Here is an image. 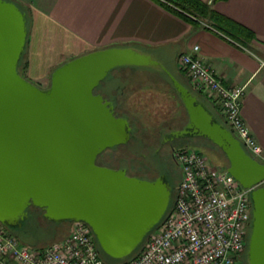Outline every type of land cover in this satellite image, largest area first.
Returning a JSON list of instances; mask_svg holds the SVG:
<instances>
[{
    "label": "water",
    "instance_id": "water-1",
    "mask_svg": "<svg viewBox=\"0 0 264 264\" xmlns=\"http://www.w3.org/2000/svg\"><path fill=\"white\" fill-rule=\"evenodd\" d=\"M27 15L0 0V224L23 230L29 209L55 224H87L99 253L131 257L169 213L173 188L165 175L130 177L97 164L107 150L127 145L132 128L114 101L95 94L122 67L164 70L187 112L174 136L202 138L228 160L227 171L251 190L248 264H264V164L253 158L186 86L152 55L133 48L94 51L58 67L49 87L23 78L18 67L28 39Z\"/></svg>",
    "mask_w": 264,
    "mask_h": 264
},
{
    "label": "crops",
    "instance_id": "crops-1",
    "mask_svg": "<svg viewBox=\"0 0 264 264\" xmlns=\"http://www.w3.org/2000/svg\"><path fill=\"white\" fill-rule=\"evenodd\" d=\"M28 14L27 77L49 87L65 63L108 48H133L180 70L179 57L195 46L203 63L226 87H245L242 116L263 154L264 164V0H200L252 36L229 37L207 20L195 23L163 5V0H7ZM238 37V38H239ZM153 51L151 54L149 51ZM204 103L226 123L217 101Z\"/></svg>",
    "mask_w": 264,
    "mask_h": 264
},
{
    "label": "built area",
    "instance_id": "built-area-1",
    "mask_svg": "<svg viewBox=\"0 0 264 264\" xmlns=\"http://www.w3.org/2000/svg\"><path fill=\"white\" fill-rule=\"evenodd\" d=\"M200 49L179 57L191 89L217 101L226 124L256 160L262 147L242 116L245 87H226L203 63ZM182 170L173 208L150 234L141 251L125 264H238L247 246L252 221L251 190L220 170L199 151H174ZM0 264H106L91 228L73 226L62 241L45 248L23 245L0 224Z\"/></svg>",
    "mask_w": 264,
    "mask_h": 264
},
{
    "label": "rangeland",
    "instance_id": "rangeland-1",
    "mask_svg": "<svg viewBox=\"0 0 264 264\" xmlns=\"http://www.w3.org/2000/svg\"><path fill=\"white\" fill-rule=\"evenodd\" d=\"M149 52L154 54L152 50ZM165 56L166 63H163V65H165L166 69L176 79L190 88L189 84L182 78L183 74L181 75V72H179L172 55L170 53L167 55L166 53ZM137 70V67H122L113 70L96 91H100L103 87L104 91H112L115 87L122 86L123 83L129 82V79L126 82H124V79L134 75ZM30 82L40 87L37 82L31 80ZM137 85H135L136 87H129L126 91L129 94L128 108L136 120V123H133L135 138L127 145L107 150L97 160V164L113 170L124 167L129 169L130 176H138L140 179L149 181L163 172H168L171 175L174 188L173 196H175L176 188L182 180V170L173 159L174 152L171 154L168 148H164L158 154L155 149L160 143L161 133L167 130L169 126H172L174 130H178L185 123H188L187 112L179 100L176 97L174 98V95L172 96L171 93L173 92L169 88H164L163 91L158 92L147 88H141V90L137 88ZM222 124L232 131L226 123L222 122ZM234 136L238 139L236 134ZM185 144H180L174 151L188 147L199 151L209 159L214 167L220 170L228 169V160L224 153L210 141L202 138H193L189 142L185 141ZM248 153L250 154V152ZM33 213L32 208H30L29 214L32 216ZM25 226V229L17 234L22 242L23 240L26 241L29 244L27 246L31 247L37 245L48 246L66 237L71 231L70 222L52 224L42 216L32 217ZM10 232L16 234L15 231L10 230ZM250 235L251 228L248 229L247 242L250 239ZM102 259L105 260L106 264H122V261H114L105 257V255H103ZM238 264H248L247 257L243 256Z\"/></svg>",
    "mask_w": 264,
    "mask_h": 264
},
{
    "label": "trees",
    "instance_id": "trees-1",
    "mask_svg": "<svg viewBox=\"0 0 264 264\" xmlns=\"http://www.w3.org/2000/svg\"><path fill=\"white\" fill-rule=\"evenodd\" d=\"M162 3L170 11H172L173 13H175V14L179 15L180 17H182L184 19H187L189 21H192V22H195V23H201V22H203V20H207V21L211 22L216 30H218L219 32H221L223 34L228 35L229 37L240 39V37L238 35L243 36V38L246 37V36H252V33H250L249 31L245 30L243 27H241L240 25L236 24L235 22L229 20L228 18L218 14L217 12H215L211 8V6L209 4L204 3V2H202L200 0H163ZM21 10L27 15V21H28V14L26 13V11L24 9L21 8ZM28 28H29V26H28ZM27 46H28V39H27V45H26L25 53L23 55V58L20 61L19 67H18V72L23 78H25L26 80L30 81V79H28V77H27V71H28ZM137 69L138 70L134 73V75L127 77V79H124V82L128 81V79H129V82L123 83L122 86L117 87V89L112 94L109 95V97L117 96V98L114 97L115 100H116L115 101V115L117 117L127 118L132 126H133V123H136L135 118L132 116L131 111L128 108V106H129L128 105L129 104L128 103L129 94L126 93V91H127V89L129 87H136L135 86L136 84H138L137 85L138 89L147 88V89L155 90V91H158V92L159 91H163L164 88H169L173 92V93H171L172 96L174 95V98L176 97L179 100V102L181 103V105L183 106V104H182V102H181V100H180V98H179V96H178V94H177V92H176V90H175V88L173 86V83H172V81L170 79V76L164 70L156 69V68H137ZM178 81H180V80H178ZM183 85L186 86L185 84H183ZM186 87L195 96L198 97V99L201 101V103L206 105L204 103L205 96L193 91L191 89V87L190 88L188 86H186ZM171 94H169V95H171ZM183 108H184V106H183ZM221 123H222V121H221ZM183 144H185V143H183ZM102 156H100L99 158H101ZM158 176H155L152 180H155L156 178H158ZM168 181H170V183L172 185L171 175L170 174H169V177H168ZM172 188H173V186H172ZM174 201H175V196H173V192H172V201H171V204H170L169 211L173 208ZM31 208H32L34 213L32 214V216L29 214L30 218H29V220L27 222H29L30 219L32 217H34V216L35 217H41V216L44 217V211L43 210L35 208V207H31ZM26 223H25V225H26ZM50 223L55 224L53 222H50ZM25 227L26 226H24L23 229H25ZM71 228H72V225H71ZM10 230L15 231L16 234L11 233ZM8 231L11 234L15 235L18 239L20 238L18 236V234H17L20 230H18V229H8ZM69 234H67V236ZM66 237H64V238H66ZM148 237L145 239L143 244L136 250V252L131 257H129L127 259H124V260H114V259L113 260L114 261H122V264H125L128 260H130L131 258H134L137 255V253L140 252V250L143 248V246H144L146 240L148 239ZM64 238L59 239V240H57V241H55L53 243L62 241ZM20 242L21 243L24 242L25 245H29L24 240H23V242L20 240ZM53 243L49 244L48 246L52 245ZM48 246H39V245H37V246H34V247L45 248V247H48ZM247 253H248V247L246 246V250L243 253V256L247 257ZM100 255H101V257H103V255H105V254L100 252ZM105 257L109 258L106 255H105ZM109 259H111V258H109Z\"/></svg>",
    "mask_w": 264,
    "mask_h": 264
},
{
    "label": "flooded vegetation",
    "instance_id": "flooded-vegetation-1",
    "mask_svg": "<svg viewBox=\"0 0 264 264\" xmlns=\"http://www.w3.org/2000/svg\"><path fill=\"white\" fill-rule=\"evenodd\" d=\"M47 88V87H46ZM117 88L115 87L114 90L112 91H104V87L100 90V91H96L95 90V94L97 95H103V97L106 100L109 101H114L115 103V98H117V96H113V97H109L110 94H112ZM188 123H185L180 129L178 130H174L172 126H169L167 130H164L161 135H160V143L158 144V146L156 147L155 151H158V154H160V152L164 149V148H168V150L170 151V153L172 154L174 152V150H176L177 146H179L180 144L185 143V141H190L191 139H193V137L191 136H186L184 138H178L176 136H174V134L176 132L182 131L187 127ZM132 128V134H131V140L129 141V143L132 141L133 138H135V134H134V127L131 125ZM128 143V144H129ZM122 170H126L127 171V175H129V169L126 168H121ZM120 170V169H119ZM165 171V170H164ZM161 175H165L167 178L169 177V173L168 172H163L161 174H159V176ZM158 176V177H159ZM130 177H137L138 176H130Z\"/></svg>",
    "mask_w": 264,
    "mask_h": 264
}]
</instances>
